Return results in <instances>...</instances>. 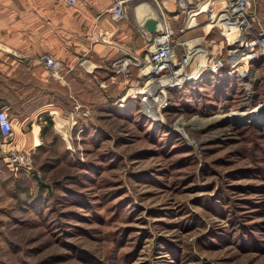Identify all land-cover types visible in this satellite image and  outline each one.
<instances>
[{
    "label": "rangeland",
    "instance_id": "374dc122",
    "mask_svg": "<svg viewBox=\"0 0 264 264\" xmlns=\"http://www.w3.org/2000/svg\"><path fill=\"white\" fill-rule=\"evenodd\" d=\"M221 3L195 0L187 20L175 3L173 81L144 65L147 46L126 74H103L109 95L94 120H69L63 140L42 137L40 177L0 189V264H264V57L246 62L243 44L229 46ZM259 19L264 31V9ZM196 38L206 64L221 60L218 74L203 63L191 72ZM211 77L232 91L213 94Z\"/></svg>",
    "mask_w": 264,
    "mask_h": 264
},
{
    "label": "crops",
    "instance_id": "0c3cea01",
    "mask_svg": "<svg viewBox=\"0 0 264 264\" xmlns=\"http://www.w3.org/2000/svg\"><path fill=\"white\" fill-rule=\"evenodd\" d=\"M113 1L75 0L73 6H67L65 0H0V108L11 120L9 144L13 148L30 151L35 159V152L46 151L42 137L63 140L71 116L95 119L107 96L103 93L108 81L103 74L109 71L110 62L121 57L118 52L141 59L149 45V35L140 27L144 18H136L134 12L137 6L143 4L156 12L162 26L171 27L181 16L174 0H124L122 18L112 20L107 11ZM190 1L192 11L201 5ZM247 2L254 13L253 29L262 30L259 16L264 0ZM221 4L220 9L225 7V0ZM190 13L184 10L186 20ZM194 20L196 25L202 24V12L196 13ZM41 55H51L60 62V79H54L38 61ZM106 93L109 95L108 90ZM76 105L80 112L87 111L86 117L72 115ZM55 116L66 122L60 129L55 127ZM47 118L51 127L40 136ZM33 126L37 128L36 141ZM9 170L0 158V189H5L7 179H21L23 175Z\"/></svg>",
    "mask_w": 264,
    "mask_h": 264
},
{
    "label": "built area",
    "instance_id": "2783aa9c",
    "mask_svg": "<svg viewBox=\"0 0 264 264\" xmlns=\"http://www.w3.org/2000/svg\"><path fill=\"white\" fill-rule=\"evenodd\" d=\"M174 2L179 6L183 7L187 0H174ZM75 0H65L67 6H73ZM123 3L124 0H114L112 6L108 9V13L112 20H117L123 16ZM247 0H227L225 8V15L227 20L234 22L236 29L239 34V43L243 44V49L249 53V60L257 58L259 55L264 57V31L253 29V18L254 13L248 8ZM172 35L173 31L168 26H163V29L157 33L150 35L148 42L149 45L146 49L145 60L147 67L158 76L167 77L169 80L173 81L176 77L175 72L181 70L178 68L176 71L171 67L175 66L176 62L171 63V56H173V45H172ZM185 56L182 58V65L186 64ZM39 62L51 72L54 79H60L58 70L60 68V62L52 57L51 55H41L38 58ZM175 60V59H174ZM142 63L141 59L134 55H125L114 59L109 66V71L113 74H126L129 67L137 66ZM178 64V63H177ZM222 68V62L220 59L212 58L209 64L206 66V71L210 74L216 75L220 72ZM172 73V78L170 77V72ZM183 73V72H182ZM169 74V75H168ZM191 74V73H190ZM189 75H184V82L191 80H196L200 74L201 69L191 78ZM241 75V74H240ZM163 107L161 102L159 108ZM86 117L87 111L79 110V106H74L72 115H77ZM75 121L72 116L71 124ZM12 135V124L9 119L5 109L0 108V158L4 160L7 166L12 168L13 172H20L24 176H30L32 178H39V172L33 167L32 156L30 151L20 150L13 148L9 144V139Z\"/></svg>",
    "mask_w": 264,
    "mask_h": 264
},
{
    "label": "bare ground",
    "instance_id": "6f19581e",
    "mask_svg": "<svg viewBox=\"0 0 264 264\" xmlns=\"http://www.w3.org/2000/svg\"><path fill=\"white\" fill-rule=\"evenodd\" d=\"M189 3H191V1L189 0V1H187L185 4H184V6L182 7V8H184V10H186L187 12L190 10V12H191V8H190V6H188V4ZM143 6V7H142ZM181 8V9H182ZM135 12V15H136V18H145V17H155V13L151 10V9H149V7L148 6H146V5H139V6H137L136 7V10L134 11ZM226 16V15H225ZM224 16V14H216V23L219 25V26H221V27H223V30L225 31V32H228V37L229 38H227L228 39V41H229V46L231 47V46H236L237 44H239V34H238V31H237V29H236V26L235 25H233L232 23H229V21H231V20H227L226 19V17ZM140 22V21H139ZM163 29V26L161 25V24H159V26H158V31H160V30H162ZM200 39L201 38H196V39H194L193 41H191V46H189V49H190V51H192V54H191V56H190V58L191 59H197L195 62H194V67H193V69H192V71L191 72H194L195 70H197V69H199V67H200V63H203L204 65L207 63L206 62V60L207 59H209V53H208V50H207V48H204V49H206L207 51V53H205V54H201V52L200 53H197L196 52V50L198 49V48H196V45H197V42H200ZM1 46V45H0ZM4 49V48H3ZM245 49V48H244ZM243 51V50H242ZM197 57V58H196ZM171 58H172V56H171ZM174 62V59L173 60H171V63H173ZM144 65H146L147 66V64L146 63H144ZM206 65H208V64H206ZM87 67V66H86ZM88 68V67H87ZM151 72L152 73H154L152 70H151ZM179 79V80H178ZM177 80L178 81H180V82H182V77H179ZM174 84H177V82H175ZM164 86L163 87H166V86H168L169 84H166V83H164L163 84ZM178 85V84H177ZM55 123H56V117H55ZM32 133H33V128H32ZM36 133V132H35Z\"/></svg>",
    "mask_w": 264,
    "mask_h": 264
},
{
    "label": "trees",
    "instance_id": "16d2710c",
    "mask_svg": "<svg viewBox=\"0 0 264 264\" xmlns=\"http://www.w3.org/2000/svg\"><path fill=\"white\" fill-rule=\"evenodd\" d=\"M204 81H205L204 82L205 83V86L208 87L209 90L211 92H213V94L214 93H217L219 95L225 96V94H229L232 91V85H233V83H230L228 81V79H227V81H225L223 78L222 79H220V78L217 79L216 77H214V78L211 77V78L204 79ZM230 81H233V79H231ZM186 88L189 90L188 92H190V91H192L194 89L193 86H186ZM178 91H179L180 94H183L185 92V91L180 90V89L177 90L176 92H178ZM225 92H227V93H225ZM45 122H46V126H45V128L43 127L41 129L40 136H42V133L44 132V129H46L48 127H51V121H50V119L47 118ZM39 188H42V184L41 183H36V189H37V191H38Z\"/></svg>",
    "mask_w": 264,
    "mask_h": 264
},
{
    "label": "water",
    "instance_id": "95a60500",
    "mask_svg": "<svg viewBox=\"0 0 264 264\" xmlns=\"http://www.w3.org/2000/svg\"><path fill=\"white\" fill-rule=\"evenodd\" d=\"M159 24H161L160 17L159 15H155V17L144 18L140 27L150 36L158 32Z\"/></svg>",
    "mask_w": 264,
    "mask_h": 264
}]
</instances>
